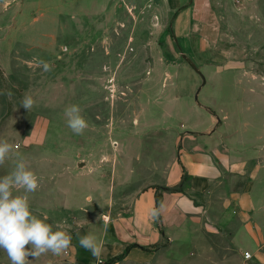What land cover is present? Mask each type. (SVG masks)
<instances>
[{"label": "rangeland", "instance_id": "obj_1", "mask_svg": "<svg viewBox=\"0 0 264 264\" xmlns=\"http://www.w3.org/2000/svg\"><path fill=\"white\" fill-rule=\"evenodd\" d=\"M182 53L203 73L202 86ZM25 94L35 100L29 111ZM73 104L89 125L82 135L66 123ZM198 137L242 149L264 142V0H0V140L39 178L28 194L33 213L72 237L60 255L30 256L29 264H71L90 253L79 236L112 234L140 193H160ZM11 167L0 166V176ZM248 176L225 173L202 218L168 230V261L240 264L249 251L264 264V242L254 256L231 235L243 219L227 197ZM257 191L264 197V185ZM0 264H11L2 249Z\"/></svg>", "mask_w": 264, "mask_h": 264}, {"label": "crops", "instance_id": "obj_2", "mask_svg": "<svg viewBox=\"0 0 264 264\" xmlns=\"http://www.w3.org/2000/svg\"><path fill=\"white\" fill-rule=\"evenodd\" d=\"M213 122L209 119L208 126H212ZM204 135L199 133L200 137ZM198 139L193 148L182 149L178 155L177 160L187 174L184 185L181 186L180 165L172 166L167 175V185L159 190L160 193L152 189L140 193L134 201L133 212L114 219L112 234L107 232L96 236L106 249L101 257L102 264L113 257L118 258L108 264H172L163 255L164 250L168 249L161 248L168 238V230L202 218L204 210L214 202V197L210 195L214 184L230 172L250 176L239 193L227 197L228 202L239 207L243 219L232 229V239L237 247L244 246L254 256L261 255L260 243L264 242V218L261 220L264 197L257 188L263 186L264 182L257 177L258 173L264 171V142L255 145L254 149H242L243 133L238 134L237 138L241 147H233L225 142L215 146L213 142ZM156 206L160 209V215L153 221L149 212ZM206 220L205 225L213 229L212 213L206 215ZM251 258L246 259L243 255L240 264H261V261L255 263ZM223 263L221 259L220 264ZM71 264H98V261L91 253H82Z\"/></svg>", "mask_w": 264, "mask_h": 264}, {"label": "clouds", "instance_id": "obj_3", "mask_svg": "<svg viewBox=\"0 0 264 264\" xmlns=\"http://www.w3.org/2000/svg\"><path fill=\"white\" fill-rule=\"evenodd\" d=\"M36 65L43 72L52 71L49 61L37 59ZM34 104L35 100L30 94H25L21 100V105L28 111ZM64 116L67 126L76 135H82L89 127L79 105L67 106ZM9 161L12 164L11 170L0 176V249L7 254L11 264H29L28 257L31 256L35 260L49 252L60 255L71 246V235L62 230L59 224L54 229L53 225L47 222L46 215L41 218L33 213L28 194L38 189L39 178L25 159L14 153L12 143L0 140V166ZM159 215V208H152L149 212L153 221ZM29 245L30 248L26 247ZM79 245L90 252L98 264H102L101 257L106 249L95 235L89 233L79 236Z\"/></svg>", "mask_w": 264, "mask_h": 264}, {"label": "water", "instance_id": "obj_4", "mask_svg": "<svg viewBox=\"0 0 264 264\" xmlns=\"http://www.w3.org/2000/svg\"><path fill=\"white\" fill-rule=\"evenodd\" d=\"M181 55L185 59V61H187L189 63V65L194 69V71H196L201 76V78H202L201 86H202L205 83V77H204L203 73L201 72V70L195 65V63L193 61H191V59L185 53H182ZM199 88L197 89V91L195 93V98H197ZM79 166H81V163L77 162L76 167H79Z\"/></svg>", "mask_w": 264, "mask_h": 264}, {"label": "built area", "instance_id": "obj_5", "mask_svg": "<svg viewBox=\"0 0 264 264\" xmlns=\"http://www.w3.org/2000/svg\"><path fill=\"white\" fill-rule=\"evenodd\" d=\"M66 254H68V251H66ZM244 257H245L246 259L250 258V257H251V253H250L249 251H245V252H244Z\"/></svg>", "mask_w": 264, "mask_h": 264}, {"label": "trees", "instance_id": "obj_6", "mask_svg": "<svg viewBox=\"0 0 264 264\" xmlns=\"http://www.w3.org/2000/svg\"><path fill=\"white\" fill-rule=\"evenodd\" d=\"M156 208H158V207L156 206ZM117 258H118V257H113V258L109 259L108 261H106L105 264H108L109 262H112L113 260H115V259H117Z\"/></svg>", "mask_w": 264, "mask_h": 264}]
</instances>
